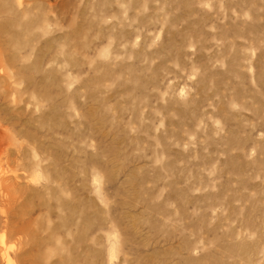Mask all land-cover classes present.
<instances>
[{
    "label": "rangeland",
    "instance_id": "1",
    "mask_svg": "<svg viewBox=\"0 0 264 264\" xmlns=\"http://www.w3.org/2000/svg\"><path fill=\"white\" fill-rule=\"evenodd\" d=\"M0 2L36 67L0 73V235L24 210L43 264H264V0Z\"/></svg>",
    "mask_w": 264,
    "mask_h": 264
},
{
    "label": "bare ground",
    "instance_id": "2",
    "mask_svg": "<svg viewBox=\"0 0 264 264\" xmlns=\"http://www.w3.org/2000/svg\"><path fill=\"white\" fill-rule=\"evenodd\" d=\"M2 1V0H1ZM8 2V1H7ZM17 4H21L22 0H16ZM4 3V2H3ZM3 3L0 2V14L2 8H3ZM6 15V13L4 14ZM3 15V16H4ZM0 73L2 74V76L10 79L11 81H13V83H17V82H26L29 79L28 76V72L29 70H35L36 67H30L27 71V69H21V68H17L15 66V58H12V55L9 54V57L5 55L6 51H10L12 46V30L14 29V22L12 21V19L10 18H4L3 20H0ZM28 26V24L25 23V25H23V29H26ZM14 45V44H13ZM16 46V44H15ZM19 46V45H18ZM17 47V46H16ZM14 49V48H13ZM16 49V48H15ZM14 49V51H15ZM22 49V48H21ZM18 50V49H17ZM12 51V49H11ZM32 65V64H31ZM35 66V65H34ZM25 67V66H24ZM28 68V67H27ZM5 78V79H6ZM4 79V80H5ZM3 80V79H2ZM7 81V80H6ZM14 197H12L13 199ZM22 203V202H21ZM27 203V202H26ZM22 205V204H21ZM32 205V203H31ZM30 205V206H31ZM27 206V205H26ZM26 206H23L24 208ZM40 205H38L39 208ZM68 206V204H67ZM65 207V204H64ZM71 207H69L70 209ZM28 209V208H26ZM73 209V208H72ZM71 209V210H72ZM22 210V209H21ZM29 210V209H28ZM69 211V210H67ZM14 212V211H12ZM40 213V212H39ZM82 214V213H81ZM84 214V213H83ZM30 215V211H20V213L18 214V222H16V224H13V226H10V229L8 230V234L7 236L4 234L0 235V247H1V261H4V264H43L42 258L43 259H49L51 258V253L52 250H50L49 248V252L44 253V250H42V246H40V244H34L33 241L31 240V234L36 231V219H31L29 217ZM67 215V214H66ZM74 215V213H73ZM86 216V215H85ZM29 217L28 220L24 221V218ZM71 218V217H70ZM69 218V219H70ZM83 218L85 219L86 217L83 216ZM13 219V218H12ZM27 219V218H26ZM72 219V218H71ZM68 221L67 218H65L62 223H66ZM82 221V220H81ZM85 221V220H84ZM67 224V223H66ZM5 226V225H4ZM83 228V227H82ZM86 230V229H85ZM84 230V231H85ZM82 233V232H81ZM35 234H37L35 232ZM70 234V233H69ZM85 235V234H84ZM82 235V236H84ZM37 236V235H36ZM78 236V235H77ZM81 235H79L80 239H82ZM13 237H15L16 239V243L15 244H11L9 245L7 243L8 240H11L10 238L13 239ZM72 237V236H71ZM36 238V237H35ZM34 238V239H35ZM40 239V238H39ZM37 238V240H39ZM43 239V238H42ZM41 240V239H40ZM76 239H74L75 241ZM29 242H32V244L28 245ZM35 242V240H34ZM37 242V241H36ZM81 242V241H79ZM84 242V241H83ZM38 243V242H37ZM41 243V242H40ZM74 243V242H73ZM77 243V242H76ZM82 243V242H81ZM76 245V244H75ZM45 246V245H43ZM54 247V245H53ZM52 249H55L53 248ZM68 248V247H67ZM89 249V248H88ZM19 250V251H17ZM34 250V251H33ZM47 250V248H46ZM42 251V252H41ZM51 251V252H50ZM56 251V250H55ZM42 256H41V254ZM53 254V253H52ZM56 259V258H55ZM61 259V258H60ZM73 259H71L69 257L67 258H63L62 260H58V262L51 263V264H68L69 261L71 262ZM44 262V260H43ZM45 262H47V260H45ZM49 262V261H48ZM47 262V263H48Z\"/></svg>",
    "mask_w": 264,
    "mask_h": 264
}]
</instances>
